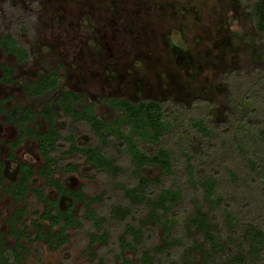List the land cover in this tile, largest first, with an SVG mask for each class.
<instances>
[{"label": "trees", "instance_id": "obj_1", "mask_svg": "<svg viewBox=\"0 0 264 264\" xmlns=\"http://www.w3.org/2000/svg\"><path fill=\"white\" fill-rule=\"evenodd\" d=\"M235 3L250 44L238 50L242 65L214 82L223 89L215 101L194 98L184 106L171 100L103 97L98 103L106 113L100 117L84 94L61 89L54 70L20 81L24 100L8 105L11 97L0 99V123L18 133L6 159L15 161L13 150L25 141L42 159L36 168L16 161L17 177L9 183L3 174L6 160H0V192L15 204L5 233L0 230V264H21L25 242L61 249L69 231L85 226L90 229L86 251L95 259V250L109 245L113 234L107 226L114 223L121 228L113 236L116 256L132 254L139 264H264V0ZM232 44L237 48L241 40L232 38ZM0 51L17 65L29 61L13 34H0ZM0 83L15 84L13 69L4 63ZM216 110L222 111L221 120ZM80 130L94 143L79 144ZM65 158H78L108 179L119 202L109 205L106 215L95 209L104 203L103 193L90 196L56 179L57 172H78ZM153 168L157 175L146 176ZM178 170L191 190L184 215L183 189L166 185ZM125 175L127 180L119 181ZM35 177L42 181L39 189L32 186ZM47 189L55 191L54 199L46 197ZM28 195L42 206L30 232L18 208ZM154 231L159 242L148 244Z\"/></svg>", "mask_w": 264, "mask_h": 264}, {"label": "rangeland", "instance_id": "obj_2", "mask_svg": "<svg viewBox=\"0 0 264 264\" xmlns=\"http://www.w3.org/2000/svg\"><path fill=\"white\" fill-rule=\"evenodd\" d=\"M223 3L224 0H0V34H13L29 54V61L17 65L12 57L0 51V64L13 69L15 81L13 86L0 83V99L11 97L8 105L24 100L19 82L33 81L38 75L54 70L61 77V89L84 94L96 104L100 117L106 113L98 103L103 97L132 102L171 100L184 106L194 98L215 101L223 89L214 82L226 70L242 65L238 50L250 44L240 26L242 15L235 0H228L225 9ZM232 38L241 40L239 47L233 46ZM215 117L221 120L222 111L216 110ZM69 128L65 122L63 132ZM17 135L14 127L0 123V160H6L3 171L6 183L16 180V161L35 168L42 163L36 147L26 141L13 150L15 161L6 159L8 144ZM78 143L90 145L94 141L86 130H80ZM64 161L78 167L74 174L56 173V179L64 187L82 189L90 196L103 193L104 203L95 208L102 215L108 213L109 205L119 202L107 178L78 158ZM179 161L177 157L178 164ZM177 174L166 185L176 184L183 189L180 209L184 215L191 190L186 188L179 170ZM145 175L154 178L157 170L153 168ZM126 178L127 175L122 176L119 181ZM32 186L41 188V179L35 177ZM45 195L48 199L56 196L51 189ZM61 203L64 207V202ZM14 205L10 196L0 192L3 233ZM18 208L24 211L27 232L32 231L31 222H38L41 204L28 195ZM81 213L77 206L76 214ZM107 228L113 236L121 232L115 223ZM89 232L87 226L81 231H69L66 245L56 250L41 243L25 242L27 254L21 264H139L132 254L116 256L113 236L109 245L95 250L96 258L92 259L86 251ZM150 234L146 242L158 243V231Z\"/></svg>", "mask_w": 264, "mask_h": 264}]
</instances>
